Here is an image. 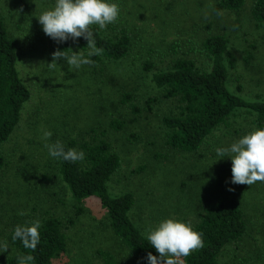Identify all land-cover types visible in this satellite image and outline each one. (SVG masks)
Wrapping results in <instances>:
<instances>
[{
    "label": "rangeland",
    "instance_id": "obj_1",
    "mask_svg": "<svg viewBox=\"0 0 264 264\" xmlns=\"http://www.w3.org/2000/svg\"><path fill=\"white\" fill-rule=\"evenodd\" d=\"M216 1L117 0L120 18L102 32L114 37L124 31L130 38L128 56L106 63L102 70L91 65L76 70L62 57L55 60L57 66H48L58 43L45 35L38 16L55 0H0V15L18 44L19 73L31 92L19 125L0 147L5 160L0 169V240L8 241L17 224L58 218L67 251L54 264H105L99 252L111 255L114 264H143L113 234L98 200H72L57 161L41 139L43 131L50 130L49 143H80L95 131L106 134L121 160L109 192L134 196L131 219L142 233L169 217L191 222L194 228L202 211L228 193L243 209L247 232L240 243L222 252L217 264H264V183H228L231 161L217 162L215 153L217 147L255 130L254 117L237 111L196 153L172 151L166 146L163 120L177 114L176 102L163 99L151 84L153 73L179 59L206 66L204 41L222 35L236 59L229 69V89L247 100L264 101V25L250 17V2L234 13L216 11ZM146 63L151 70L145 69ZM124 93L133 96L138 115L121 104ZM148 98L157 99L151 110ZM113 121L123 123V129L112 130ZM21 210L24 216L18 215ZM13 252L10 248L0 254V264H7Z\"/></svg>",
    "mask_w": 264,
    "mask_h": 264
},
{
    "label": "trees",
    "instance_id": "obj_2",
    "mask_svg": "<svg viewBox=\"0 0 264 264\" xmlns=\"http://www.w3.org/2000/svg\"><path fill=\"white\" fill-rule=\"evenodd\" d=\"M181 1V0H177ZM250 5V17L258 25H264V0H217L216 11L239 13ZM97 47L103 49L100 55L91 57L95 70H102L106 63L125 59L130 52V38L122 31L114 37L105 36L97 25L91 26ZM207 65L199 66L189 59H179L170 68L155 72L151 76L152 86L162 93L165 100H175L177 114L163 120L166 129V146L172 151L185 154L196 153L207 138L237 111H244L254 117L255 128L264 127V101L261 98L247 100L231 92L228 83L229 69L234 68L236 59L228 51V40L222 35L208 37L203 44ZM59 51L88 52L87 40L83 37L73 43H58ZM71 49V50H69ZM18 44L10 35L5 20L0 15V147L13 135L24 107L31 100V92L24 83L18 69ZM152 65L145 64L147 71ZM133 96L124 93L121 104L130 108L133 115L140 113L133 104ZM157 102L148 98L146 106ZM111 129L121 131L123 123L113 121ZM67 147L83 150L85 159L75 163L55 159L58 173L68 189L72 200L78 204L89 199L99 201L105 211L109 227L122 245L137 261L146 264L148 252L158 255L151 248L139 227L132 221L131 212L134 196L125 193L112 196L108 183L121 166L119 155L112 151L106 134L92 131L80 143L75 140ZM5 160L0 156V169ZM41 227V243L35 251L25 249L19 240L12 242L13 229L8 235L9 246L14 251L7 264H17V255L34 256V264H54L67 251L63 233V222L58 218L44 219ZM195 230L203 233L204 246L181 257L183 264H217L222 252L231 244L242 241L247 232V222L239 201L224 193L208 205L199 217ZM105 264H114L111 255L99 252Z\"/></svg>",
    "mask_w": 264,
    "mask_h": 264
},
{
    "label": "clouds",
    "instance_id": "obj_3",
    "mask_svg": "<svg viewBox=\"0 0 264 264\" xmlns=\"http://www.w3.org/2000/svg\"><path fill=\"white\" fill-rule=\"evenodd\" d=\"M120 6L117 0H55L54 5L42 11L38 21L42 30L49 38L57 43H66L78 38L87 40L88 52L81 51L65 54V51L53 53V63L49 67L57 66L58 58H64L69 69H81L86 65H93L91 58L100 55L103 49L97 47L91 26L97 25L105 30L109 24H114L120 18ZM71 50V49H69ZM53 136L50 130H44L41 139L47 149L49 157L63 159L69 162L83 161V150L67 147L59 139L49 143ZM217 162L224 159L231 161V178L228 183L232 185L252 186L257 182L264 183V127L244 134L228 146L215 149ZM229 191L233 189L229 188ZM18 215L24 216L23 210ZM40 220H33L17 224L13 229L12 242L19 240L25 249L35 251L41 243ZM148 244L155 249L158 255L148 252L144 260L146 264H183L181 257H188L193 251L203 248V233L195 230L191 222L176 217L160 220L154 226L144 230ZM9 242L0 240V254L8 253ZM34 256L17 255V264H34Z\"/></svg>",
    "mask_w": 264,
    "mask_h": 264
}]
</instances>
